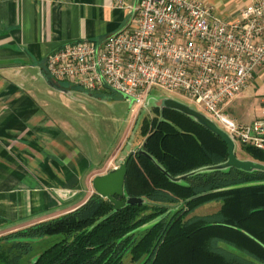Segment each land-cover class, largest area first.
I'll use <instances>...</instances> for the list:
<instances>
[{"label":"trees","instance_id":"trees-1","mask_svg":"<svg viewBox=\"0 0 264 264\" xmlns=\"http://www.w3.org/2000/svg\"><path fill=\"white\" fill-rule=\"evenodd\" d=\"M154 110L141 125L146 153L131 156L125 182L124 198L142 197V204L115 210L94 193L64 215L1 235L0 262L264 264V171L232 167L188 175L225 162L227 143L179 110ZM241 145L250 159L264 163V150ZM211 202L221 205L192 215ZM54 235L61 238L33 257L34 241Z\"/></svg>","mask_w":264,"mask_h":264},{"label":"crops","instance_id":"crops-1","mask_svg":"<svg viewBox=\"0 0 264 264\" xmlns=\"http://www.w3.org/2000/svg\"><path fill=\"white\" fill-rule=\"evenodd\" d=\"M202 1L213 6L215 16L231 21L251 0ZM138 2L126 0L132 5ZM130 17L125 7L117 5V0H0L3 228L17 230L78 208L96 193L95 176L119 166L132 150L142 148L144 137L129 147L125 139L114 141L110 150L106 145L91 148L80 140L75 141L68 131L66 114L61 115L62 111L44 97L46 93H84L115 101L110 99L113 90L108 88L87 91L69 81L56 82L57 86H53L46 78V58L83 38L103 42L125 27ZM39 84L45 88H38ZM124 99L129 100L126 97L119 100ZM147 108L139 106L135 119ZM226 110L241 124H250L264 116V67L257 68L249 84L226 102ZM150 113L151 117L155 116V111Z\"/></svg>","mask_w":264,"mask_h":264},{"label":"built area","instance_id":"built-area-1","mask_svg":"<svg viewBox=\"0 0 264 264\" xmlns=\"http://www.w3.org/2000/svg\"><path fill=\"white\" fill-rule=\"evenodd\" d=\"M128 24L103 42L83 38L53 51L46 69L55 82L87 91L110 89L140 107L155 86L179 90L236 142L264 150V116L241 124L226 110L264 67V0H251L223 21L202 0H117Z\"/></svg>","mask_w":264,"mask_h":264},{"label":"rangeland","instance_id":"rangeland-1","mask_svg":"<svg viewBox=\"0 0 264 264\" xmlns=\"http://www.w3.org/2000/svg\"><path fill=\"white\" fill-rule=\"evenodd\" d=\"M38 88H45V86L39 84ZM44 92H46V90ZM44 97L46 102L51 105L55 104V107L62 111L61 115L66 114L67 128H69L68 131L75 136V141L80 140L85 146L91 148H102L106 145L109 150L114 141L118 142L125 139L127 147L141 142L143 139L141 133L142 121L145 117L152 118L150 111H155L153 106L161 97L175 98L193 108L205 112L202 105L196 103L186 93L179 90H170L161 86L153 87L147 98V102L151 103V107L147 105V107L149 106L150 108L144 109L138 120L137 118L135 119V113L139 108L138 104L134 101L129 102L127 99L122 101L119 100L124 97L116 91H110V99H115L113 102L89 97L84 93H74L72 95L70 93L56 92L55 95L46 93ZM241 144L240 142H236L237 155L243 159H250L248 155L243 153ZM220 205L221 202L206 203L197 208L192 215H202L213 212L218 209ZM2 226L3 225L0 223V236L14 231H10L5 225L4 228ZM60 238L61 235H54L39 240L36 239L33 243V257L35 254L41 253L46 248L50 247ZM125 261H129V256L126 257ZM0 264L3 263L0 262Z\"/></svg>","mask_w":264,"mask_h":264},{"label":"water","instance_id":"water-1","mask_svg":"<svg viewBox=\"0 0 264 264\" xmlns=\"http://www.w3.org/2000/svg\"><path fill=\"white\" fill-rule=\"evenodd\" d=\"M47 80L53 85L57 86L55 82H53L48 76ZM160 109L163 108H172L179 110L192 118H194L197 122L207 127L209 130L219 135L228 145V159L220 164L205 166L202 168H198L188 175H192L195 173L210 171V170H225L228 168H238L244 171L252 172L256 170L264 171V163L255 161L253 159H243L240 158L236 153V143L230 137V135L223 130L221 127L217 125L215 121L209 118L204 112L193 108L192 106L185 104L175 98L165 97L160 99V103L157 105ZM136 153H146L143 148L138 150H132L124 161H122L119 166L109 170L105 174H100L94 177L93 179V187L95 192L102 196L103 198L109 199L113 204L115 210H120L128 204H142L144 202V198L137 196H129L126 197V189L125 182L126 176L128 173V162L131 156ZM184 176H181L179 179H182Z\"/></svg>","mask_w":264,"mask_h":264}]
</instances>
